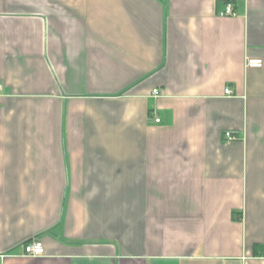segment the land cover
<instances>
[{"label":"crops","instance_id":"1","mask_svg":"<svg viewBox=\"0 0 264 264\" xmlns=\"http://www.w3.org/2000/svg\"><path fill=\"white\" fill-rule=\"evenodd\" d=\"M0 264H264V0H0Z\"/></svg>","mask_w":264,"mask_h":264},{"label":"built area","instance_id":"2","mask_svg":"<svg viewBox=\"0 0 264 264\" xmlns=\"http://www.w3.org/2000/svg\"><path fill=\"white\" fill-rule=\"evenodd\" d=\"M220 17H234L235 12L233 11L232 4L226 3L224 9L218 14ZM246 67L248 68H261L262 61L261 60H247ZM224 94L229 96L231 93L228 88L224 90ZM159 95L158 90H152V96L157 97ZM155 123H159V120L156 119ZM226 140H233V137L230 133L225 134ZM23 255L25 257H39L43 254V247L39 241H31L23 245Z\"/></svg>","mask_w":264,"mask_h":264}]
</instances>
